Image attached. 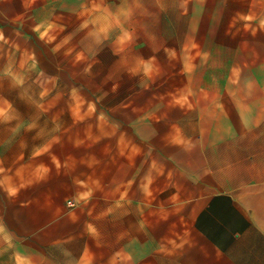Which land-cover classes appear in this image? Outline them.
<instances>
[{"label":"rangeland","instance_id":"1","mask_svg":"<svg viewBox=\"0 0 264 264\" xmlns=\"http://www.w3.org/2000/svg\"><path fill=\"white\" fill-rule=\"evenodd\" d=\"M243 1L1 5L0 264H63L60 250L11 234L18 218L10 207L18 201L61 202L76 212L79 226L89 222L104 238L127 227L129 216L139 226L135 201L146 166L148 194L162 202L158 209L156 199L148 205L147 227L172 236L178 220L170 156L155 153L165 133L156 117L181 84L224 77L219 68L240 67L242 75L229 77L264 83V0ZM141 144L148 154L140 153ZM163 163L167 177L157 179ZM132 255L131 264H161L139 245Z\"/></svg>","mask_w":264,"mask_h":264},{"label":"crops","instance_id":"2","mask_svg":"<svg viewBox=\"0 0 264 264\" xmlns=\"http://www.w3.org/2000/svg\"><path fill=\"white\" fill-rule=\"evenodd\" d=\"M9 1L0 0V21L1 5ZM219 71L225 76L181 84L162 100L166 108L156 117L165 133L155 153L170 156V202L178 220L170 238L163 229L147 227L148 205L156 199L157 209L162 207L148 194L147 166L135 201L139 226L133 228L129 216L127 227L108 230L104 238L100 228L89 222L79 226L76 212L46 197L12 202L10 217L18 219L11 234L60 250L63 264H131L135 245L155 251L161 264H264V83L229 77L242 75L240 67ZM148 152L141 144L140 153ZM164 168L165 163L156 165L157 179L167 177ZM123 199L132 203L125 194Z\"/></svg>","mask_w":264,"mask_h":264},{"label":"built area","instance_id":"3","mask_svg":"<svg viewBox=\"0 0 264 264\" xmlns=\"http://www.w3.org/2000/svg\"><path fill=\"white\" fill-rule=\"evenodd\" d=\"M68 204H69V205H72V202H71V201H69V202H68Z\"/></svg>","mask_w":264,"mask_h":264}]
</instances>
